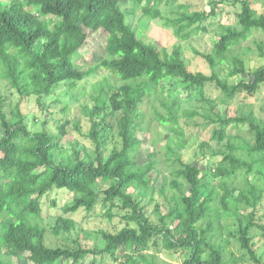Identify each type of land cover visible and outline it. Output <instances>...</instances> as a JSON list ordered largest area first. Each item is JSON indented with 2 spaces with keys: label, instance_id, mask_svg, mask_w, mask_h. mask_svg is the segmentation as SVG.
<instances>
[{
  "label": "trees",
  "instance_id": "trees-1",
  "mask_svg": "<svg viewBox=\"0 0 264 264\" xmlns=\"http://www.w3.org/2000/svg\"><path fill=\"white\" fill-rule=\"evenodd\" d=\"M173 1L9 0L4 5L0 0V82H6L19 96V102L7 113L8 98L0 91V249L5 248L0 264H84L88 257L102 261L104 256L114 264H167L156 259L159 248L174 252L189 249V256L181 264H238L227 258L229 241L222 240L218 234L225 228L220 223L221 212L224 218L233 216L236 222L237 229L227 231V236L236 239L243 252L240 260L245 256L253 264H264L251 235V229L260 226L255 214L263 198V192L253 183L238 192L221 183L217 187L222 194L216 193L206 182L205 171L195 163L182 162L179 153L172 151L168 154L177 168L171 172L174 179L169 184L175 195L169 199L167 213L161 215L155 203L151 217L141 206L142 193L150 189L148 175L157 164L150 155L142 165L133 159L140 146L136 136L137 112L149 92L175 96L179 89L193 91L196 99L206 102L209 111L214 112L213 101L204 98L205 87L213 86L227 99L241 96L245 101L264 87V64L247 72V81L237 83H228L217 73L233 46L246 40L253 30L264 32V15L255 16L250 0H233V4L240 5L236 14L240 30L224 29L217 35L210 53H195L209 64V75L191 71L179 48L160 51L155 45L145 43L126 23L120 10L121 4L130 2L142 5V13L151 19L162 20L159 6ZM222 2L215 0L207 9L191 15L165 18L164 25L185 40ZM195 24L198 26L191 29ZM98 45L108 57L100 61L99 68L108 70L124 84L110 95L101 85L97 104L91 109L83 107L90 124L85 138L93 144L94 157L83 159L82 151L71 146L69 155L59 158L54 152L61 149L58 137L43 129L29 131L20 104L28 97L49 96L62 83L73 87L92 76L98 67L80 69L73 58L84 46ZM258 49L264 57L262 46ZM232 66L227 73L230 77L245 73L241 59L234 58ZM176 102L171 99L170 105L165 106L167 115L157 120L181 137L176 142L179 150L186 142L177 127L179 104ZM114 114L121 146L104 154L98 129ZM183 115L193 118L197 114L184 112ZM204 121L203 126L216 125L211 138L217 143L224 140L228 125H246L249 139L243 141L248 153L259 157L253 163L258 166L257 174L264 178V123L257 121L252 113L232 118L206 116ZM227 148L228 153L221 154L213 176L234 178L240 170L247 176L252 165L236 158V147L229 144ZM53 191L69 195L60 209L63 215L79 210L90 212L99 205L109 222L113 210L123 211L120 217L123 227L116 232L98 231L103 242L101 249L84 247L78 242L73 248L47 246L41 199ZM217 197L219 206L213 208ZM50 204L55 207L56 201ZM7 220L9 225L4 230ZM173 221L177 224L171 231L168 224ZM203 222L205 227L201 226ZM75 226L73 219L58 215L50 233L58 237L73 231ZM118 252L121 253L117 255Z\"/></svg>",
  "mask_w": 264,
  "mask_h": 264
},
{
  "label": "rangeland",
  "instance_id": "rangeland-1",
  "mask_svg": "<svg viewBox=\"0 0 264 264\" xmlns=\"http://www.w3.org/2000/svg\"><path fill=\"white\" fill-rule=\"evenodd\" d=\"M4 5L9 4V0H1ZM215 0H175L169 4L161 3L159 6L163 18H175L180 14H193L201 12L209 7V4ZM251 7L255 12V16L264 15V0H250ZM142 5L133 3H124L120 5L126 23L131 25L137 36L145 43L155 45L158 49L171 52L175 47L179 48L182 58L187 67L194 72H201L206 75L210 74L209 64L195 53H210L213 43L217 35L224 29L236 28L240 30L236 14L240 12V5L233 4V0H224L211 14L206 21L195 24L191 27L198 26V30L191 34L187 39L181 40L174 35L171 28L164 25V19H151L141 11ZM91 44V43H90ZM89 44V45H90ZM258 46H262L264 53V32L261 30L251 31L250 36L241 41L238 45L233 46L229 52L225 54V61L220 64L217 73L228 83H237L239 81H247V72L255 70L264 64V57L260 54ZM108 57L101 50V46L89 47L84 46L79 50L78 55L73 58L74 64L80 69L95 68L96 72L77 82L74 86H67L66 83L60 84L51 95L37 99L36 97H28L20 104L27 128L31 132L43 129L47 133L55 135L59 139L60 148L54 152L57 157H67L69 149L74 146L80 149L83 159L86 160L94 157L93 144L87 135L90 124L83 107L93 108L96 104V98L100 93L101 85H104L105 93L110 95L118 87L123 85L114 74L104 68H99V63ZM234 58H239L244 63V74L230 77L227 73L231 70ZM0 91L8 98L7 113L19 102L17 93L9 89L6 82H0ZM102 96H100L101 98ZM211 99L216 106L214 112L209 111L206 102L199 101L195 97V93L185 89H179L175 96L166 93L149 92L144 98L142 104L138 108L137 115L139 119L136 136L140 140L138 151L135 152L133 159L142 165L149 160L157 162L155 170L149 173L150 189L146 193H142L141 206L145 207L146 213L151 217L154 215L155 203L158 204V210L161 215H165L168 209V202L171 196L175 195L174 190L169 182L174 179L171 172L177 168L173 157L169 152H178L184 163H195L202 171H205V180L210 187H214L216 193L222 194L217 186L224 183L228 188H233L236 192L242 190L247 184L253 183L260 191L263 192V198L257 205L255 214L257 225L251 229V235L254 236L257 255L261 259L264 257V178L257 174L258 166L253 163L259 159L256 155H251L247 151V144L243 141L249 139L246 125L230 124L225 129V138L221 143H217L212 139V130L216 125L209 124L203 126L204 118L209 116L216 119L232 118L247 116L249 113L264 123V87L258 93L248 100H244L241 96L227 99L224 95L213 86L205 87V97ZM171 99L177 101L178 107V128L182 130L183 140L186 144L183 148L177 150L176 142H180L181 137L175 135L169 127L160 125L157 117H165L166 107L170 105ZM246 102L245 104L243 102ZM109 111V109H107ZM184 112H195L197 115L193 118H187ZM117 116L107 117L99 126V134L101 136L102 149L104 154H108L112 149H119L121 146L120 138L117 135L116 127ZM1 131V130H0ZM206 143V146L201 144ZM232 145L237 149L234 152L236 158L241 162L251 164V172L244 177V170H240L234 178H220L213 176V169L221 160L224 153H228L227 145ZM171 158L169 160L168 158ZM85 160V161H86ZM174 163V164H173ZM253 163V164H252ZM178 179L177 181H179ZM187 191V189H186ZM67 192H51L48 197L41 199L42 218L46 230L45 244L49 247L66 246L73 248L78 242L81 246L88 248L101 249L103 242L97 235L98 231L116 232L123 227L120 219L123 211L119 209L113 210L114 216L109 222L103 216L101 207L98 205L90 212L79 210L76 213L63 215L61 207L68 201ZM55 200L56 206L52 207L50 202ZM219 197L212 204L213 208H217ZM234 208L232 207V210ZM241 213H245L241 211ZM58 215L71 218L75 221V229L68 233H63L56 237L51 235L50 227L53 226ZM220 215V237L222 240L228 239L229 244L226 246L227 258L238 261V264H253L248 257L244 256L239 250L238 243L233 237L227 236V231L233 232L237 229L233 216L224 218L222 212ZM207 219V218H206ZM3 229L9 225V221L4 222ZM177 222L169 223V229L173 230ZM205 227V222L202 223ZM171 230V231H172ZM5 248L0 249V255H4ZM121 252H118L119 255ZM189 256V249L178 252L167 251L159 248L156 255L158 262L167 264H181ZM122 260V258H121ZM114 264L110 258L104 256L102 261L98 258L93 260L88 257L84 264Z\"/></svg>",
  "mask_w": 264,
  "mask_h": 264
}]
</instances>
